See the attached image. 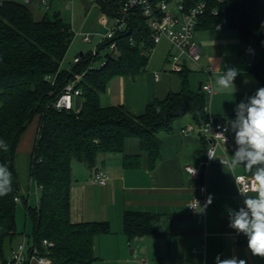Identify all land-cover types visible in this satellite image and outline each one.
Here are the masks:
<instances>
[{
    "label": "trees",
    "instance_id": "16d2710c",
    "mask_svg": "<svg viewBox=\"0 0 264 264\" xmlns=\"http://www.w3.org/2000/svg\"><path fill=\"white\" fill-rule=\"evenodd\" d=\"M96 1L103 12L114 18L126 0ZM160 1L151 0L153 7ZM200 1L182 0L185 8ZM259 4V0H206L197 28L214 29L222 23L235 30L241 42L254 46L257 58L250 70L264 87V32L257 18ZM213 9L218 10V15L212 14ZM73 35L70 25L59 17L36 21L24 4L0 0V140L8 145L7 151L0 149V163L7 164L13 180L12 191L0 196V264H13L5 253L20 235L14 198L23 201V195L14 155L19 138L35 116L39 123L29 172L41 197L35 209L27 207L34 220V232L26 247L30 250L36 246L38 255L47 256L50 264H93L94 238L110 232L107 222L70 221L72 162L95 170L101 156L123 153L126 140L136 138L141 150L148 154L152 169L160 156L159 134L170 132L175 120L189 116L197 127L209 120L208 96L191 88L185 63L179 72L181 91L148 104L143 114L135 116L123 105H101L100 97L111 78L134 77L148 64V53L155 44L141 9L129 15L125 29L112 39L116 53H106L99 67L88 68V52L78 54L80 61L69 70L61 69ZM82 72L85 74L80 84L79 108H54L66 82L74 73ZM132 162L138 159L124 157L125 166ZM157 218L155 214L126 211L123 233L129 240L157 234ZM43 240L51 242L52 247L44 248Z\"/></svg>",
    "mask_w": 264,
    "mask_h": 264
},
{
    "label": "crops",
    "instance_id": "0c3cea01",
    "mask_svg": "<svg viewBox=\"0 0 264 264\" xmlns=\"http://www.w3.org/2000/svg\"><path fill=\"white\" fill-rule=\"evenodd\" d=\"M15 1L24 4L36 21L47 17L46 13L54 2ZM58 2L68 8L71 15L85 11L89 18H94V26L107 30L113 24V17L102 11L99 1ZM257 18L264 32L262 3L257 7ZM87 35L91 40L90 34ZM194 41L200 49V60L197 64L185 62L191 88L197 91L199 84L210 79L213 93L207 100L209 119L227 125L228 121L235 119L236 106L246 102L262 87L245 62V48L249 44L241 42L235 30L224 26L219 30L197 28ZM167 52L168 46L163 48L161 70L146 66L134 77L117 76L108 82L100 100L105 97V106L123 105L131 114L138 116L143 114L148 104L162 101L170 93L180 92L182 79L179 72L173 71L167 63ZM62 65L63 62L61 69ZM210 66L213 67L211 72L208 69ZM229 67L238 71L234 93L232 90L219 91L214 86L215 75ZM80 105L81 99H76L75 106L79 108ZM38 123V116H35L19 138L14 155L21 193L28 194L32 187L35 192L40 190L29 172ZM190 125L196 127L194 121L185 116L174 121L170 132L159 134L160 156L152 169L149 168L148 154L141 150L136 138L126 140L123 153L101 156L95 169L109 174L110 181L104 186L92 183L94 169L90 170L79 162L71 163L70 221L107 222L110 226L109 233L94 238L93 264H216L217 256L221 260L236 257L246 260L247 264H264V258L254 256L248 249L245 235L239 234L237 242L233 240L238 233L229 227L228 210L244 206L245 197L239 193L235 177L228 172L229 169L222 164H214L201 171L198 179L190 178L183 170L187 164L201 165L208 145V138L202 131L193 130L186 135L181 133ZM228 132L231 142L226 147V157L229 160L237 146L235 133L230 128ZM124 157H135L138 162L125 166ZM235 176L252 178L243 167L236 170ZM200 184L206 186V202L200 206L204 211L199 208L190 211L188 203L199 195ZM209 195L213 198L212 203L205 208ZM126 211L155 214L158 217L155 223L158 233L129 240L122 227ZM19 244L23 243L11 245L7 251L10 256ZM26 264L36 263L31 261Z\"/></svg>",
    "mask_w": 264,
    "mask_h": 264
},
{
    "label": "built area",
    "instance_id": "2783aa9c",
    "mask_svg": "<svg viewBox=\"0 0 264 264\" xmlns=\"http://www.w3.org/2000/svg\"><path fill=\"white\" fill-rule=\"evenodd\" d=\"M25 1L28 2L29 0ZM259 1L260 3L264 4V0ZM42 2L45 3V0H42ZM171 2L172 0H162L156 5V7H153L151 0H126L121 7L120 14L113 18V24L105 31V34L101 36V40L97 43L94 49L89 51L91 62L88 68L95 67L94 63L100 58V53L102 50L106 49L108 51L106 53H116V42L112 39L117 33L122 32L125 29V27L127 26L129 15L137 9H141L143 15L146 17V27L150 32L152 42L156 45L162 39H165L167 41L168 52L166 61L173 71L180 72L182 69V65L185 62H192L197 64L200 60V49L197 43L194 41V34L199 23L201 22L200 18L204 14L206 8V0H201L200 2L189 8H185L182 0H175L173 6L175 9V13L171 10ZM212 14L214 16L218 15V10L213 9ZM222 26V23H218L215 26V29L219 30ZM81 36L83 42H90V37L87 34ZM245 55L246 65L248 67H251L257 58L256 48L252 45H247V47L245 48ZM80 59V56L75 57L73 59V64L78 63ZM100 62L102 65L103 59ZM208 69L210 72L213 71L212 66H210ZM84 74L85 73L82 72L74 73L72 75V77L66 82L61 93L53 103L54 108L59 111L77 109V107L75 106V100L81 98L80 84L83 80ZM157 79L158 76L156 75L155 80ZM201 90L207 96L212 95L213 90L210 79L201 84ZM225 127L226 125H224L223 123L209 119L199 127L190 125L181 130V133L185 135L193 130L202 131L208 138V145L205 149V158L201 162V165L193 166L196 169V175L192 176L191 178L198 179L201 176V171L211 167L214 164L223 165L222 161H228L226 157V147L229 146L231 138L228 131L224 132ZM221 132H223L227 138L225 143L217 135ZM191 168L192 165L187 164L183 167V170L189 175ZM236 178L239 180L240 187H244V185L247 184L249 189L251 188L252 178H245L242 176ZM91 181L93 184L104 186L109 183L110 176L104 170L95 169L92 172ZM198 190L199 195L188 203L187 207L190 211H194L197 209L194 208L196 207L197 201L199 203V207L201 205H204L206 202L205 184H200ZM14 201H19V198L15 197ZM239 236V234L235 235L233 240L237 242ZM41 244L46 249L52 247L53 245L47 240H43ZM9 261L13 264H26L27 262L31 261H34L36 264L51 263L50 259L47 256L38 255V249L36 246H33L29 250L25 244H19L11 251Z\"/></svg>",
    "mask_w": 264,
    "mask_h": 264
},
{
    "label": "clouds",
    "instance_id": "9594fccd",
    "mask_svg": "<svg viewBox=\"0 0 264 264\" xmlns=\"http://www.w3.org/2000/svg\"><path fill=\"white\" fill-rule=\"evenodd\" d=\"M237 75L238 71L234 67H229L226 71L221 69L215 75V88L219 91L232 90L234 93V80ZM235 113V119L228 121L224 132L230 128L235 133L237 147L234 155L227 162L222 161V163L235 177L238 190L245 199L244 206L238 210H228L229 227L247 237L248 249L254 256L264 258V87L257 89L246 102H240L236 106ZM217 135L224 143L226 142L227 138L223 132ZM0 149L8 150V145L3 140H0ZM241 167L251 174L250 189L247 184L244 187L239 186L235 173ZM189 175L190 178L196 175V169L193 166ZM12 183V174L7 164L0 163V196L12 191ZM212 199L209 195L205 208L212 203ZM194 208L204 211L199 207L198 201ZM216 264H247V262L236 257L221 260L217 256Z\"/></svg>",
    "mask_w": 264,
    "mask_h": 264
},
{
    "label": "rangeland",
    "instance_id": "374dc122",
    "mask_svg": "<svg viewBox=\"0 0 264 264\" xmlns=\"http://www.w3.org/2000/svg\"><path fill=\"white\" fill-rule=\"evenodd\" d=\"M174 2L175 0H172L170 7L172 12L175 13V9L173 7ZM47 5L49 6V1ZM84 12L85 11L79 14L71 15V12L70 10H68V8L66 9L61 2H58V0H54L50 10L46 13L49 19L59 17L63 21L67 22L74 34L71 45L63 60V69H70L73 64V59L77 57L79 53L85 54L93 50L97 43L101 40V36L105 34L106 30L104 28L97 27L96 25L94 26V18H89L86 15V12ZM79 34H90V42H83ZM167 46L168 43L165 39H162L154 46V48L148 53L147 67L151 66L152 68L153 66L156 67V69L161 70V55L163 54V48H166ZM106 52H108L106 49L101 51L100 58L94 63L95 67H99L101 65L100 61L103 59ZM100 102L105 106V97H103ZM21 194L23 195V201L19 199V201L15 203V223L16 229L20 233V237L16 238L11 245L17 242H22L23 244L27 245L28 240L30 243L33 238L34 220L32 215L27 210V207H29L30 209H35L37 207L38 201L41 197V191L39 190L38 192H35L34 187H32L31 191L28 194L27 192H22ZM5 258L7 260L10 259V254H8V252L6 253Z\"/></svg>",
    "mask_w": 264,
    "mask_h": 264
},
{
    "label": "water",
    "instance_id": "95a60500",
    "mask_svg": "<svg viewBox=\"0 0 264 264\" xmlns=\"http://www.w3.org/2000/svg\"><path fill=\"white\" fill-rule=\"evenodd\" d=\"M80 54H82V53H80ZM197 90L201 91V84L198 85V89Z\"/></svg>",
    "mask_w": 264,
    "mask_h": 264
}]
</instances>
